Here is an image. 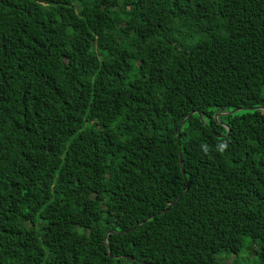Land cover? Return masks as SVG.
Returning <instances> with one entry per match:
<instances>
[{
  "label": "trees",
  "instance_id": "16d2710c",
  "mask_svg": "<svg viewBox=\"0 0 264 264\" xmlns=\"http://www.w3.org/2000/svg\"><path fill=\"white\" fill-rule=\"evenodd\" d=\"M242 237L264 264V0H0V264Z\"/></svg>",
  "mask_w": 264,
  "mask_h": 264
},
{
  "label": "rangeland",
  "instance_id": "374dc122",
  "mask_svg": "<svg viewBox=\"0 0 264 264\" xmlns=\"http://www.w3.org/2000/svg\"><path fill=\"white\" fill-rule=\"evenodd\" d=\"M255 249V246L251 244L249 239L242 237L241 248L236 255H229L227 257L218 255L216 259L226 264H256Z\"/></svg>",
  "mask_w": 264,
  "mask_h": 264
},
{
  "label": "water",
  "instance_id": "95a60500",
  "mask_svg": "<svg viewBox=\"0 0 264 264\" xmlns=\"http://www.w3.org/2000/svg\"><path fill=\"white\" fill-rule=\"evenodd\" d=\"M247 109L249 110V109H251V108H247ZM236 111H237V109H234L233 111H231V112H229V113H233V112H236ZM188 117H189V115H188L185 119H187ZM185 119L182 120V122L180 123V126H179V128H178V130H177V136H176L177 138H178V132H179V129H180L181 125L184 123ZM178 165H179V167H180V172H181V174H183V173H182V170H181V161H180L179 156H178ZM175 201H176V199L173 200L172 203H174ZM108 256H109V251H108Z\"/></svg>",
  "mask_w": 264,
  "mask_h": 264
}]
</instances>
